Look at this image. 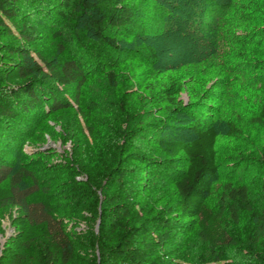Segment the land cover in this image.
Returning a JSON list of instances; mask_svg holds the SVG:
<instances>
[{"label": "rangeland", "instance_id": "obj_1", "mask_svg": "<svg viewBox=\"0 0 264 264\" xmlns=\"http://www.w3.org/2000/svg\"><path fill=\"white\" fill-rule=\"evenodd\" d=\"M127 1L135 7L141 28L133 35H112L119 48L90 36L75 6L65 10V17L54 28L40 25L38 39L31 44L37 60L56 57L86 65L80 87L60 88L70 105L47 111L29 123L30 129L19 135L16 155L10 157L15 171L21 166L36 170V179L49 186L62 210L80 211L64 218L76 245L75 264L98 263L95 236L104 199L101 187L110 194L117 190L112 169L117 157L136 169L126 177L128 187L135 189L134 211L148 206L157 212L178 200L166 169L144 166L128 155L136 151L165 157L153 138L124 139L123 131L140 122L162 121L164 137L188 140L192 138L190 125L208 117L217 130L219 171L207 204L216 208L221 186L229 182L246 185L254 204L264 205V128L248 121L259 113L264 95V0ZM248 2L259 11L247 10ZM148 47L154 52L152 59ZM108 71L114 74L113 84ZM167 76L186 86L177 100L181 106H190L170 112L171 107L158 100L155 92ZM217 82L222 85L220 95L202 98L206 106L196 104L199 94ZM229 121L235 127L233 135L228 133ZM182 161L183 156L178 155L173 164L182 167ZM38 162L48 163L50 172L38 171ZM89 170L99 180V187L83 183ZM42 197L40 191L33 194V199ZM247 216L242 214L235 224L225 215L228 230L238 242L236 247H225L222 258L213 264H238L248 258L244 251L250 224ZM42 229L34 227L33 231ZM27 238L21 211L14 206L0 207V264H11L17 246ZM171 249L181 256L182 264H193L209 253L194 222L189 231L175 237Z\"/></svg>", "mask_w": 264, "mask_h": 264}, {"label": "trees", "instance_id": "obj_2", "mask_svg": "<svg viewBox=\"0 0 264 264\" xmlns=\"http://www.w3.org/2000/svg\"><path fill=\"white\" fill-rule=\"evenodd\" d=\"M71 6L80 12L85 31L113 48L119 46L112 35H133L141 28L135 19V7L127 0H0V207H17L28 235L27 240L17 246L11 264L76 262V245L64 218L77 216L80 211L62 210L60 200L52 197L49 186H42L36 179V170L32 172L21 166L15 171L10 159L19 147V135L30 129L29 123L47 111L70 105L60 88L73 84L80 87L86 78L85 63L45 56L37 60L32 55L31 44L38 39L39 26L54 28ZM246 9L252 13L259 11L253 4L247 5ZM148 51L152 59L154 52L150 47ZM107 76L113 84L114 74L108 71ZM218 83L214 85L217 89L214 86L204 89L196 104L206 106L202 98L215 99L220 95L222 85ZM185 87L176 77L167 76L159 83L156 97L171 107L170 112H175L190 106H181L177 100ZM248 121L264 128V95L259 113ZM163 125L162 121L140 122L123 131V136L124 139H154L165 157L136 151H130L128 155L144 166L166 169L178 200L157 212L148 206L134 211L131 199L135 189L128 187L126 177L136 169L125 166L124 160L117 157L116 166L112 168L116 171L117 190L110 194L109 189L101 187L104 199L95 236L99 247L97 264H182L181 256L175 254L171 244L176 236L190 230L191 222L195 223L198 238L209 250L207 257L199 258L193 264H213L222 258L225 247H236L238 242L228 230L225 215L238 224L244 213L250 220L244 240L248 258L238 264H264V205L254 204L250 189L246 185L233 186L224 182L218 206L212 208L207 204L219 171L218 135L213 121L202 117L193 122L189 127L192 138L188 140L164 137L161 134L165 129ZM228 125V133L233 135L234 124L229 121ZM178 155L183 156L182 167L173 164ZM38 164V171L50 172L48 163ZM86 174L88 180L83 183L99 187L95 175L90 170ZM24 179H29L31 184H26ZM39 191L44 197L33 199V194ZM88 196L91 198L92 194ZM39 226L43 228L42 232L35 233L33 228Z\"/></svg>", "mask_w": 264, "mask_h": 264}]
</instances>
